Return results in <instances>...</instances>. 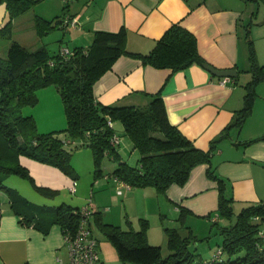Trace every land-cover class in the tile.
I'll return each instance as SVG.
<instances>
[{
	"label": "crops",
	"instance_id": "obj_1",
	"mask_svg": "<svg viewBox=\"0 0 264 264\" xmlns=\"http://www.w3.org/2000/svg\"><path fill=\"white\" fill-rule=\"evenodd\" d=\"M66 4L73 23H66L65 29L76 41L73 47L87 46L96 30L115 32L122 28L126 48L147 53L162 33L178 22L195 35L205 62L217 69H235V77L215 75L197 63L174 71L122 54L93 84V94L103 104L145 107L152 95L159 93L171 124L199 149L207 150L214 144L211 166L225 181L226 194L233 197V209L264 200V80L256 85L249 116L240 127L231 125L244 104L245 85L251 77L247 31L258 63H264L261 4L253 0H69ZM49 12L34 15L51 19ZM17 18L12 19L13 29ZM9 20L5 3H1L0 29ZM16 40L30 48L44 45L39 38L33 44ZM39 90L58 92L54 85ZM118 152L124 159L121 142ZM132 153L137 154L134 149ZM87 154L93 162L92 152ZM135 157L134 163L138 155ZM14 161L8 165L21 164L32 180L15 172L0 174V264H68L67 244L60 224L54 221L56 207L61 204L90 207V227L102 264L133 263L121 261L106 239L96 234L93 223L101 232L100 221L124 230L129 223L138 229L139 219L146 218L150 223L154 215L161 234L158 229L153 232L150 223L147 239L151 244L150 238L155 236L161 243L166 241L163 227L179 229L176 223L181 207L191 212L186 219L192 218L188 226L195 235L208 225V219L225 223L217 208V182L206 173L208 163L194 166L183 185L171 184L160 193L149 186L126 185L112 176L115 165L102 168V178L111 179V183H105L95 178L93 163L83 179L72 161V174L25 154H15ZM11 194L19 198L16 209L11 205ZM168 221L174 226H168Z\"/></svg>",
	"mask_w": 264,
	"mask_h": 264
},
{
	"label": "trees",
	"instance_id": "obj_2",
	"mask_svg": "<svg viewBox=\"0 0 264 264\" xmlns=\"http://www.w3.org/2000/svg\"><path fill=\"white\" fill-rule=\"evenodd\" d=\"M36 1L38 0H0V4L5 3L10 16L9 22L0 29V35H8L12 19L29 10ZM253 1L264 8V0ZM66 3L64 2L65 9ZM67 18L70 19L67 13H63L53 24L52 18L35 15L33 22L37 33L42 35L54 26H66L70 22L66 21ZM261 22L264 23V17ZM246 39L251 79L245 85L244 104L236 111L231 124L237 127L251 113L256 85L264 80V63H258L248 31ZM60 48L51 53L45 45L30 48L11 38L6 56H0V133L5 137L3 141L8 143L7 147L15 148L17 155H28L72 174L69 148L79 144L88 146L92 152L96 179L103 175L100 161L107 157L115 162L112 176L131 187L149 186L160 193H164L171 184L183 185L194 166L208 163L206 173L217 182V208L225 223L211 222V229L217 226L222 235L221 248L210 261L204 262L264 264V229L261 228L264 224V200L249 203L237 212L233 209V197L226 194L225 181L211 166L214 144L207 150L199 149L171 124L159 93L152 95L145 107L103 104L93 94V84L122 54L139 58L143 63L154 67H169L174 71L193 63L202 65L204 59L199 54L195 35L174 22L147 53L129 51L125 46V32L122 28L115 32L96 30L87 46H75L69 49L70 53L67 55L62 54ZM48 85L57 87L67 123L59 130L37 132L34 119L21 115L20 110L24 105H34L37 101L36 91ZM117 121L121 123L124 134L138 155L134 164L123 159L118 152L121 137L114 128ZM60 132H63V136ZM68 139L74 142L66 143ZM251 141L253 140L247 143ZM11 172L32 180L28 170L21 164L9 166L0 163V174ZM19 202V198L11 194L12 207L16 209ZM79 207L67 204L56 207L54 221L60 224L63 234L76 230L80 218L77 212ZM189 213L191 214L188 209L181 207L177 217L180 226L186 228V233H181L176 227H163L168 248L166 254L162 253L159 244L148 242L149 222L146 218L139 219L138 229L128 225L124 230L119 225L101 221L99 227L123 262L192 264L196 253L190 245L199 238L185 224ZM223 252L227 254V258L220 260Z\"/></svg>",
	"mask_w": 264,
	"mask_h": 264
},
{
	"label": "rangeland",
	"instance_id": "obj_3",
	"mask_svg": "<svg viewBox=\"0 0 264 264\" xmlns=\"http://www.w3.org/2000/svg\"><path fill=\"white\" fill-rule=\"evenodd\" d=\"M64 5L65 4L63 0L36 1L29 10L24 12L23 15L20 14L18 16L17 18L18 21L14 22L15 28L13 29L11 26V31H9L8 35L0 36V56L2 57L6 56L7 47L11 38L12 39L18 38L19 40L28 44H33L32 42H34L39 38L40 41L43 42V44L47 47V49L51 53L58 51L59 45L63 47L68 46L69 48L72 49L76 41L72 39V35H70V31L65 29V26L64 27L54 26L50 29V31L42 35H39L34 27V22L32 18L35 16L34 13L37 14L38 12H44L46 10H49L50 12L48 14L49 17L52 18V22H53L57 18H61L63 13L66 14L68 12V7L65 9ZM250 79L251 77L249 78V80ZM36 96H37V101L34 105H24L20 110L21 115L31 116L34 119L36 131L48 132V131H52L53 129L59 130L63 126H66L67 118L64 112V107L60 94L57 91L41 92V90L38 89L36 91ZM114 128L117 134L121 137L120 142L123 149L124 159L126 160L129 159L132 163H134L135 162L134 159L136 158L135 156L137 154L136 155L134 153L131 154L133 148L130 140L123 132L121 123L118 121L115 122ZM60 135L63 136V132H60ZM3 138L5 137L0 133V163L4 165L6 164L8 165L15 162L14 161L15 153L17 156L18 152L13 147H7L8 143L7 142L5 143L3 141ZM77 142L79 141L77 140ZM69 149H70V163L72 161L73 163L77 164L78 171L79 173L82 174L81 177L85 179L87 177L86 175H87L88 167L93 163L91 157L88 156L87 154L88 151L91 155V149L88 146H84L80 144L74 147H70ZM71 154L73 155L71 156ZM114 163H115L114 161L110 160L107 157H103L100 161V165L102 166V168L107 166L108 168L112 169V166L115 165ZM102 176L99 177L98 179H102L101 181L105 183H109V182L111 183V179L106 180V178H102ZM238 210L239 209L236 205L235 211L237 212ZM198 218L204 219L202 217L201 218L198 217ZM150 219H151L150 223L152 227L151 229L153 232H155L158 229L157 217L151 215ZM190 220H192V218H189V220L185 219V224L188 225ZM208 221H209L207 223L208 225H206V227L202 226L201 233H199V235H196L197 238H199V240L191 243L190 245V248L194 250V253H196L195 260L192 262V264H201L200 262L210 264L204 261L207 260L210 261L213 258L214 254H216L221 248L220 246L222 242V235L219 233V228L217 226H213L212 229L210 230L209 228L211 227V223H210L211 221L209 219ZM150 223L148 228L150 227ZM167 224L168 226H174L172 223H169V221ZM92 225H94L93 227L96 234L101 238H105L107 241L106 243H108L107 244L108 247H110V249H112V251L116 253L115 249L113 248L109 240H107V237L101 231L98 230L99 228L95 225V223H93ZM128 225L129 223H127V226ZM176 226L179 227L181 233L183 234L186 233V228L181 227L179 221L176 223ZM261 228L264 229V224H262ZM157 231H158V235L159 233L161 234L159 229ZM150 240L151 242H153L152 244H157V245L159 244L161 246L163 254H166L168 252L167 240L161 243L160 239H158L157 236H155V238L151 237ZM226 258H227V254L223 252L220 260H224Z\"/></svg>",
	"mask_w": 264,
	"mask_h": 264
},
{
	"label": "built area",
	"instance_id": "obj_4",
	"mask_svg": "<svg viewBox=\"0 0 264 264\" xmlns=\"http://www.w3.org/2000/svg\"><path fill=\"white\" fill-rule=\"evenodd\" d=\"M68 2L69 0H63ZM66 21H72L67 18ZM62 54H69V48L61 46ZM73 140L68 139L66 143H73ZM73 190V189H72ZM120 192V189H118ZM80 215L76 230L65 232L63 234L68 248L69 263L68 264H102L99 251L97 248L98 242L90 227V214L91 209L86 205H82L77 209ZM59 264H63L60 262ZM206 264V263H204Z\"/></svg>",
	"mask_w": 264,
	"mask_h": 264
},
{
	"label": "water",
	"instance_id": "obj_5",
	"mask_svg": "<svg viewBox=\"0 0 264 264\" xmlns=\"http://www.w3.org/2000/svg\"><path fill=\"white\" fill-rule=\"evenodd\" d=\"M202 65L208 69L211 73L218 75V76H225V77H235L237 75L235 69L230 68V69H217L210 65L207 62H203Z\"/></svg>",
	"mask_w": 264,
	"mask_h": 264
}]
</instances>
